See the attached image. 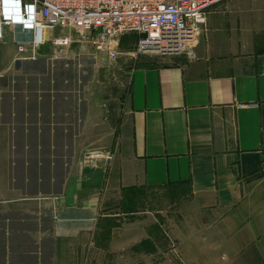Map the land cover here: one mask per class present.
I'll return each instance as SVG.
<instances>
[{
	"label": "crops",
	"instance_id": "crops-1",
	"mask_svg": "<svg viewBox=\"0 0 264 264\" xmlns=\"http://www.w3.org/2000/svg\"><path fill=\"white\" fill-rule=\"evenodd\" d=\"M29 35L0 45V264H264V0L210 8L180 55L127 35L115 60L47 43L15 61Z\"/></svg>",
	"mask_w": 264,
	"mask_h": 264
},
{
	"label": "built area",
	"instance_id": "built-area-1",
	"mask_svg": "<svg viewBox=\"0 0 264 264\" xmlns=\"http://www.w3.org/2000/svg\"><path fill=\"white\" fill-rule=\"evenodd\" d=\"M225 0H0V45L3 29L29 32L14 38L15 61H34L47 43L65 49L73 43L90 45L118 56L120 39L136 35L134 56H173L185 53L206 25L210 8ZM68 33L48 36L55 30ZM239 109L252 104H238ZM87 158L111 159L109 153H88ZM174 247V246H172Z\"/></svg>",
	"mask_w": 264,
	"mask_h": 264
},
{
	"label": "rangeland",
	"instance_id": "rangeland-1",
	"mask_svg": "<svg viewBox=\"0 0 264 264\" xmlns=\"http://www.w3.org/2000/svg\"><path fill=\"white\" fill-rule=\"evenodd\" d=\"M82 45V44H81ZM85 44H83V46H84ZM87 45V44H86ZM79 46H80V44H79ZM90 45H88V47L87 48H90V52L92 53V52H95L94 51V49L90 46ZM81 47V46H80ZM63 51V50H62ZM62 51H60L59 49H58V55L62 52ZM76 63L77 64H79V66H80V68H78V69H76V70H78V71H75L76 72V76L78 77V80H81L82 81V83L84 82V81H88L89 79H91L92 77H93V70H94V67H95V63H96V59H94V56L93 55H90V57H88V58H81L79 61H76ZM69 69V68H68ZM77 79V78H76ZM153 194H155V196L154 197H151V194L150 195H148V196H150V201H148V200H145V201H143V205H144V207H145V209L146 210H148V211H152L153 212V214H154V216L157 218V220H158V218L159 217H157V216H161V218H159L162 222L164 221V220H166L167 219V216L165 217V215H170V212H168L167 210V206H168V202L167 203H164L163 202V200H162V198L160 197V196H158L157 194H158V192L157 191H154L153 193H152V195ZM145 199H146V197H145ZM141 204V205H142ZM133 205V204H132ZM141 205H139L138 207H140V209H141V207H143V205L141 206ZM143 207V208H144ZM131 208H132V206H131ZM135 208V207H134ZM117 210V209H116ZM119 210H123V208H119ZM123 213H125L127 216L125 217V220L124 221H121V223H125V224H127V223H129V211H122ZM160 212H161V214H160ZM163 213V214H162ZM1 214H3V213H1ZM9 213L8 212H6V215H8ZM140 219H141V216L139 217ZM2 241H3V239H2V236L0 235V242L2 243ZM20 255H22L21 254V250H16ZM85 261H82V264H89V261H87V263H84ZM91 264V263H90Z\"/></svg>",
	"mask_w": 264,
	"mask_h": 264
}]
</instances>
